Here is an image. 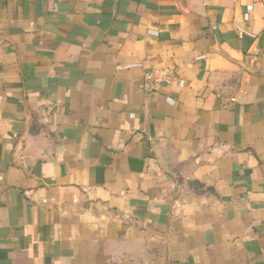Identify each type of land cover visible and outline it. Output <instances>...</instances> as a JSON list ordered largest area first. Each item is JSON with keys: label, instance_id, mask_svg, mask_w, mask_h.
Wrapping results in <instances>:
<instances>
[{"label": "crops", "instance_id": "crops-1", "mask_svg": "<svg viewBox=\"0 0 264 264\" xmlns=\"http://www.w3.org/2000/svg\"><path fill=\"white\" fill-rule=\"evenodd\" d=\"M0 264H264V0H0Z\"/></svg>", "mask_w": 264, "mask_h": 264}, {"label": "built area", "instance_id": "built-area-1", "mask_svg": "<svg viewBox=\"0 0 264 264\" xmlns=\"http://www.w3.org/2000/svg\"><path fill=\"white\" fill-rule=\"evenodd\" d=\"M180 77L175 68L170 66H155L144 72L142 85L144 90L154 93L164 86L175 85Z\"/></svg>", "mask_w": 264, "mask_h": 264}]
</instances>
